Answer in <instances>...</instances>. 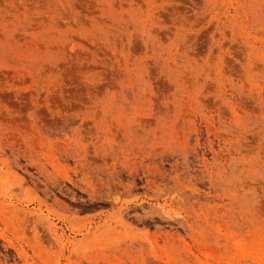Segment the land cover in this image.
<instances>
[{
    "label": "rangeland",
    "instance_id": "rangeland-1",
    "mask_svg": "<svg viewBox=\"0 0 264 264\" xmlns=\"http://www.w3.org/2000/svg\"><path fill=\"white\" fill-rule=\"evenodd\" d=\"M0 264H264V0H0Z\"/></svg>",
    "mask_w": 264,
    "mask_h": 264
}]
</instances>
